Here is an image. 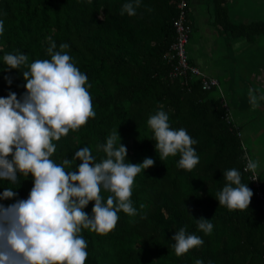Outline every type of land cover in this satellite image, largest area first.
<instances>
[{"label":"trees","instance_id":"16d2710c","mask_svg":"<svg viewBox=\"0 0 264 264\" xmlns=\"http://www.w3.org/2000/svg\"><path fill=\"white\" fill-rule=\"evenodd\" d=\"M190 0H187V23ZM135 0H0V97L25 92L22 72L27 66L9 70L3 57L20 52L28 63L50 60L47 48L67 43L63 51L87 76L85 87L92 97L95 116L77 130L53 141L56 152L50 157L57 165L73 171L80 161L73 159L82 147L91 149L100 162L105 154L97 150L116 129L120 143L127 148L125 163L140 164L145 158L154 165L141 170L134 179L130 201L136 215L123 211L114 229L99 234L88 229L79 233L86 242L85 264H264V199L256 196L245 171L247 151L242 128L228 122L227 109L213 91L204 90L197 80L184 81L169 76L170 65L163 55L174 40L173 22L177 0H139L136 14L122 15L125 3ZM226 0H212L213 22L233 37L252 39L264 34V23H233ZM190 62L193 63L190 59ZM6 77L12 79L7 83ZM163 110L171 129H185L197 143L192 147L199 163L186 170L178 166L180 154L160 160L148 119ZM241 132V135L238 134ZM119 141H117V144ZM11 158V157H9ZM254 161V160H253ZM241 173V183L252 191L244 210H230L219 204L217 193L226 183V170ZM257 172L264 194V178ZM33 179L18 174L15 184L0 180L4 188H15L17 197L0 200L8 205L26 199ZM106 199L111 193L101 189ZM93 202L84 211L91 215ZM213 224L210 234L197 227V219ZM181 228L204 243L177 256L172 236Z\"/></svg>","mask_w":264,"mask_h":264},{"label":"clouds","instance_id":"9594fccd","mask_svg":"<svg viewBox=\"0 0 264 264\" xmlns=\"http://www.w3.org/2000/svg\"><path fill=\"white\" fill-rule=\"evenodd\" d=\"M138 5L139 0L125 3L121 14L135 15ZM3 32L4 23L0 21V34ZM56 47L53 42L47 48L50 60L30 64L28 56L20 52L3 57L9 70L21 66L28 70L22 72L25 92L19 99L15 92L0 97V180L15 184L18 174H31L33 185L26 199L0 203V264H85L87 242L79 235L81 229L106 234L116 226L119 211L136 215L130 201L134 179L155 163L151 158L140 164L125 163L127 148L120 143L117 129L103 145H97V150L105 154L100 162L88 147L75 152L73 159L80 163L73 171L64 167L71 165V160L65 158L62 165H57L50 159L56 152L54 140L95 116L92 97L85 87L87 76L63 51L69 48L67 43L59 46L61 51H55ZM6 80L12 83L11 78ZM249 95L255 107L257 97L251 89ZM168 120L167 113L160 110L147 121L159 158L179 153L178 166L192 170L199 163L192 147L197 142L185 129H171ZM257 168V162L249 159L245 171L255 174ZM224 178L228 183L217 193L219 204L230 210L248 208L252 191L241 183V173L234 168L226 170ZM101 189L111 193L106 203ZM15 197V188H4L0 193V200ZM89 202H93L91 215L84 211ZM196 221L199 230L212 232L213 224L208 219ZM172 239L177 256L204 243L185 228Z\"/></svg>","mask_w":264,"mask_h":264},{"label":"crops","instance_id":"0c3cea01","mask_svg":"<svg viewBox=\"0 0 264 264\" xmlns=\"http://www.w3.org/2000/svg\"><path fill=\"white\" fill-rule=\"evenodd\" d=\"M192 33L188 53L193 64L215 77L230 105L233 120L264 178V34L233 37L212 20V0H190ZM230 20L264 23V0H226ZM257 97L251 103L249 90ZM213 96L220 97L218 91Z\"/></svg>","mask_w":264,"mask_h":264},{"label":"built area","instance_id":"2783aa9c","mask_svg":"<svg viewBox=\"0 0 264 264\" xmlns=\"http://www.w3.org/2000/svg\"><path fill=\"white\" fill-rule=\"evenodd\" d=\"M177 8L179 10L177 18L173 22V27L175 31L174 40L169 46L167 52L163 55L164 61L170 65L169 76L171 78H181L184 81L189 79L197 80L200 82L201 87L207 91H218L220 98L224 104V107L227 109L226 119L230 123H234L232 111L230 105L226 99V96L223 94L221 89V84L219 80L215 77L208 75L204 70L190 62V57L188 53V44L190 43L192 28L187 23V0H177ZM241 135V132H238ZM245 165L246 169L248 160L251 159L248 152H244ZM252 160V159H251ZM253 161V160H252ZM250 179L252 184L256 189V196L260 199H264V194L261 189V181L259 174L256 170V173L251 172Z\"/></svg>","mask_w":264,"mask_h":264},{"label":"rangeland","instance_id":"374dc122","mask_svg":"<svg viewBox=\"0 0 264 264\" xmlns=\"http://www.w3.org/2000/svg\"><path fill=\"white\" fill-rule=\"evenodd\" d=\"M194 1H196V0H194ZM190 44V43H189ZM189 44H188V47H189Z\"/></svg>","mask_w":264,"mask_h":264},{"label":"bare ground","instance_id":"6f19581e","mask_svg":"<svg viewBox=\"0 0 264 264\" xmlns=\"http://www.w3.org/2000/svg\"><path fill=\"white\" fill-rule=\"evenodd\" d=\"M188 24H190V23H188Z\"/></svg>","mask_w":264,"mask_h":264}]
</instances>
